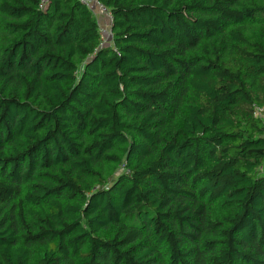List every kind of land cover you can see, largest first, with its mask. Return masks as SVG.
I'll list each match as a JSON object with an SVG mask.
<instances>
[{"label":"trees","instance_id":"obj_1","mask_svg":"<svg viewBox=\"0 0 264 264\" xmlns=\"http://www.w3.org/2000/svg\"><path fill=\"white\" fill-rule=\"evenodd\" d=\"M0 0V264H264V0Z\"/></svg>","mask_w":264,"mask_h":264},{"label":"rangeland","instance_id":"obj_2","mask_svg":"<svg viewBox=\"0 0 264 264\" xmlns=\"http://www.w3.org/2000/svg\"><path fill=\"white\" fill-rule=\"evenodd\" d=\"M94 14L99 23L101 34H102V45L104 47L110 46L112 42L111 36V17L109 13L101 8H96Z\"/></svg>","mask_w":264,"mask_h":264},{"label":"built area","instance_id":"obj_3","mask_svg":"<svg viewBox=\"0 0 264 264\" xmlns=\"http://www.w3.org/2000/svg\"><path fill=\"white\" fill-rule=\"evenodd\" d=\"M47 0L43 1V4H45ZM80 2L86 6L89 7L92 11H95L96 8H101L105 10L100 3H98L97 0H80ZM106 11V10H105ZM110 15V14H109ZM111 17V16H110ZM255 117L259 119H264V107H257L255 106Z\"/></svg>","mask_w":264,"mask_h":264}]
</instances>
